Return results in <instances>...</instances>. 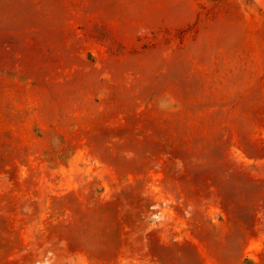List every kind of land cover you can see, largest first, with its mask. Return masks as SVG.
Segmentation results:
<instances>
[{
	"label": "rangeland",
	"instance_id": "1",
	"mask_svg": "<svg viewBox=\"0 0 264 264\" xmlns=\"http://www.w3.org/2000/svg\"><path fill=\"white\" fill-rule=\"evenodd\" d=\"M0 264H264V0H0Z\"/></svg>",
	"mask_w": 264,
	"mask_h": 264
}]
</instances>
